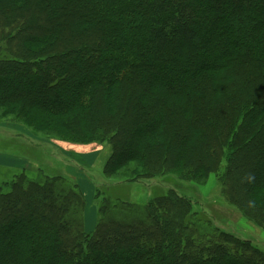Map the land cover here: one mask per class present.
<instances>
[{"label": "trees", "instance_id": "trees-1", "mask_svg": "<svg viewBox=\"0 0 264 264\" xmlns=\"http://www.w3.org/2000/svg\"><path fill=\"white\" fill-rule=\"evenodd\" d=\"M8 115L56 141L110 145L111 175L118 159L155 165L117 170L119 184L198 183L226 160L225 198L264 227V0H0ZM11 181L0 264H264L175 190L144 206L103 197L89 235L69 220L84 205L76 183Z\"/></svg>", "mask_w": 264, "mask_h": 264}, {"label": "rangeland", "instance_id": "rangeland-1", "mask_svg": "<svg viewBox=\"0 0 264 264\" xmlns=\"http://www.w3.org/2000/svg\"><path fill=\"white\" fill-rule=\"evenodd\" d=\"M23 122L27 123L25 119L20 120L10 115L0 116V187L4 191L10 190L7 185L23 172L32 180H38L42 175L65 177L76 183L83 195L82 203L84 202L78 213L72 211L69 220H81L84 231L90 235L97 226L98 204L103 197H108L112 202L122 201L144 206L151 198L175 190L191 200L196 221L200 217L207 230L212 229L211 225L218 227L254 242L264 251V227L255 223L253 218L244 217L225 198L228 188L222 180L227 169L226 160H223L219 172L198 183H186L175 176H167L147 178L139 183L119 184L117 180L120 176L115 175L121 171L134 169L141 170L140 173L143 174L147 173V168H154L155 165L120 163L124 160L118 159L112 166L111 175L106 165L112 157L110 145L56 141L57 134L41 133L38 131L42 128H38L40 125L29 128ZM50 123L43 124V127ZM117 170H120L118 174ZM261 176L262 170L258 173L259 180ZM234 193L236 194L231 192ZM199 229L206 230L201 224Z\"/></svg>", "mask_w": 264, "mask_h": 264}]
</instances>
